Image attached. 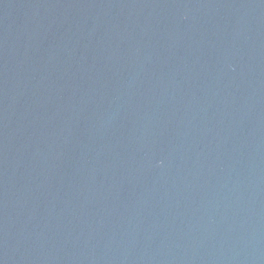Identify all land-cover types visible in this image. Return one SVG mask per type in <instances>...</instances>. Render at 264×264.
<instances>
[{
    "label": "water",
    "instance_id": "water-1",
    "mask_svg": "<svg viewBox=\"0 0 264 264\" xmlns=\"http://www.w3.org/2000/svg\"><path fill=\"white\" fill-rule=\"evenodd\" d=\"M0 264H264V0H0Z\"/></svg>",
    "mask_w": 264,
    "mask_h": 264
}]
</instances>
